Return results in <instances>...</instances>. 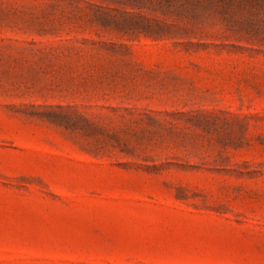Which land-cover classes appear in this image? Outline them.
<instances>
[{"label": "rangeland", "instance_id": "rangeland-1", "mask_svg": "<svg viewBox=\"0 0 264 264\" xmlns=\"http://www.w3.org/2000/svg\"><path fill=\"white\" fill-rule=\"evenodd\" d=\"M0 264H264V0H0Z\"/></svg>", "mask_w": 264, "mask_h": 264}]
</instances>
